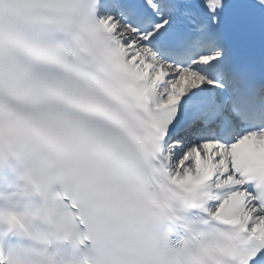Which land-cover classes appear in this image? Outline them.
Here are the masks:
<instances>
[{
    "label": "snow or ice",
    "instance_id": "snow-or-ice-1",
    "mask_svg": "<svg viewBox=\"0 0 264 264\" xmlns=\"http://www.w3.org/2000/svg\"><path fill=\"white\" fill-rule=\"evenodd\" d=\"M193 220L264 264V0H0V264H182Z\"/></svg>",
    "mask_w": 264,
    "mask_h": 264
},
{
    "label": "clouds",
    "instance_id": "clouds-1",
    "mask_svg": "<svg viewBox=\"0 0 264 264\" xmlns=\"http://www.w3.org/2000/svg\"><path fill=\"white\" fill-rule=\"evenodd\" d=\"M179 206V205H178ZM169 221L171 217L168 218ZM195 232H186L184 239L187 241L189 246V252L183 257L182 264H199V261L204 258V252L201 246V240L198 239V235L203 234L207 241H212L216 237L215 226L209 227L206 224H201L195 220L192 221ZM222 264H228L229 258L224 257Z\"/></svg>",
    "mask_w": 264,
    "mask_h": 264
}]
</instances>
